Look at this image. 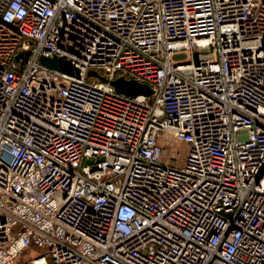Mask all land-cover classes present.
I'll return each mask as SVG.
<instances>
[{
  "label": "built area",
  "instance_id": "built-area-1",
  "mask_svg": "<svg viewBox=\"0 0 264 264\" xmlns=\"http://www.w3.org/2000/svg\"><path fill=\"white\" fill-rule=\"evenodd\" d=\"M0 264H264V0H0Z\"/></svg>",
  "mask_w": 264,
  "mask_h": 264
},
{
  "label": "water",
  "instance_id": "water-1",
  "mask_svg": "<svg viewBox=\"0 0 264 264\" xmlns=\"http://www.w3.org/2000/svg\"><path fill=\"white\" fill-rule=\"evenodd\" d=\"M30 54V52H27V56ZM22 55V54H21ZM41 63L50 68V69H55L59 70L62 72H66L69 74L74 73V67L73 65L66 59L59 57V56H41L40 58ZM90 75H98V72L91 70L89 71ZM102 79L104 77L101 76ZM113 84L116 86V88L129 95H138V94H150L151 89L148 85L139 83L135 80H126L124 78H118L117 80L113 81Z\"/></svg>",
  "mask_w": 264,
  "mask_h": 264
},
{
  "label": "rangeland",
  "instance_id": "rangeland-1",
  "mask_svg": "<svg viewBox=\"0 0 264 264\" xmlns=\"http://www.w3.org/2000/svg\"><path fill=\"white\" fill-rule=\"evenodd\" d=\"M177 147H179V148H183V147H185V144H183V143H179V145H178Z\"/></svg>",
  "mask_w": 264,
  "mask_h": 264
}]
</instances>
